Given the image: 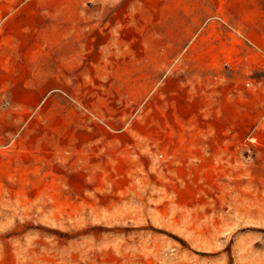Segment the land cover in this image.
I'll return each instance as SVG.
<instances>
[{"label":"rangeland","instance_id":"obj_1","mask_svg":"<svg viewBox=\"0 0 264 264\" xmlns=\"http://www.w3.org/2000/svg\"><path fill=\"white\" fill-rule=\"evenodd\" d=\"M0 264H264V0H0Z\"/></svg>","mask_w":264,"mask_h":264}]
</instances>
